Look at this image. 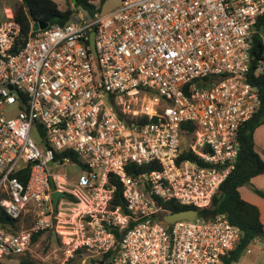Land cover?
<instances>
[{"label":"built area","instance_id":"1","mask_svg":"<svg viewBox=\"0 0 264 264\" xmlns=\"http://www.w3.org/2000/svg\"><path fill=\"white\" fill-rule=\"evenodd\" d=\"M121 2L26 37L0 22V208L32 224H0V264L40 232L62 240L59 264L79 250L81 264H223L241 241L225 214L169 225L163 206L209 208L236 168L261 107L249 73L264 0Z\"/></svg>","mask_w":264,"mask_h":264},{"label":"trees","instance_id":"2","mask_svg":"<svg viewBox=\"0 0 264 264\" xmlns=\"http://www.w3.org/2000/svg\"><path fill=\"white\" fill-rule=\"evenodd\" d=\"M67 1L68 6L64 10H61L53 0H20L9 20L19 24L22 28L23 37H26L31 29V25L34 23L65 26L72 20L78 9H83L90 15L96 12V7L90 0H76V5H73V0ZM101 2L104 3L105 0H101ZM263 27L264 15L259 18L257 25L258 32L253 36L249 73L251 84L259 91L261 107L258 113L242 127L239 133L240 152L235 170L221 186L219 193L213 198L209 208L200 210L194 207L180 206L174 202H168L163 206L167 214L195 210L198 211V216L201 218H212L219 214L227 215L230 222L240 228L242 238L237 248L224 259L223 264H235L239 262L255 240L264 239V225L261 221L259 209L244 200L240 193V189L248 185L254 193L264 198V192L251 184L254 178L264 175V159L257 152L255 143L256 132L264 126V69L259 72V68L264 65ZM68 155V152L62 154V156ZM183 157L187 158L189 155H184ZM73 158L75 159V157ZM144 170L145 167L141 168L140 171ZM111 181L115 185L113 204L114 206H123V187L114 179H111ZM0 224L8 228L9 231L17 232L20 229V222L12 220L2 208H0ZM45 233L40 232L35 234L32 244ZM77 257L82 260L84 251L79 250L75 252L74 257L68 264H73ZM20 264L36 263L22 259Z\"/></svg>","mask_w":264,"mask_h":264},{"label":"rangeland","instance_id":"3","mask_svg":"<svg viewBox=\"0 0 264 264\" xmlns=\"http://www.w3.org/2000/svg\"><path fill=\"white\" fill-rule=\"evenodd\" d=\"M57 3L61 10H64L66 6H68L67 0H53ZM92 4L96 7V12L101 15H107L115 10H117L121 6V0H105L104 3L101 0H90ZM18 4L17 0H0V21L6 22L10 19L11 14ZM260 72V71H259ZM16 112L14 107H8L5 110V114L7 117H13ZM34 137L38 140L35 134ZM256 142V150L264 159V129H261L258 133V139ZM68 171V170H67ZM74 175L79 174V169L71 170ZM66 171L62 168L57 170V173H65ZM263 183V184H262ZM251 184L254 187H264V176H259L251 181ZM259 189V188H257ZM260 190V189H259ZM264 192V190H260ZM245 192L249 194H254L252 188L248 185L242 187V194L245 196ZM256 194V193H255ZM199 218H201L199 216ZM32 226L31 222L25 221L20 222V229L18 231L29 229ZM264 244V239L261 240L256 245L250 247V254L247 251L243 254L241 258L252 260L254 257L258 255L256 249L261 248ZM66 248L62 243V240L58 238L57 235L52 232L45 233L43 236L38 238V240L32 244L30 250L21 256L15 257L12 260L4 259L3 262L5 264H20L22 259L30 260L36 264H59L64 258L66 254ZM75 262L73 264H81V259L79 257L75 258Z\"/></svg>","mask_w":264,"mask_h":264},{"label":"crops","instance_id":"4","mask_svg":"<svg viewBox=\"0 0 264 264\" xmlns=\"http://www.w3.org/2000/svg\"><path fill=\"white\" fill-rule=\"evenodd\" d=\"M18 1V4L20 2V0H17ZM17 4V5H18ZM16 5V6H17ZM15 6V7H16ZM15 9V8H14ZM9 21V20H8ZM1 22V21H0ZM262 67V70L264 69V65L261 66ZM261 129H264V126H262L261 128L258 129V131L256 132L255 134V141H257L258 139V133ZM256 143V142H255ZM264 176V175H262ZM255 179V178H254ZM253 182V180H252ZM263 184V183H262ZM256 188H259L260 190H264V187H257ZM240 193H241V196L244 200H246L247 202L251 203L252 205L256 206L259 211H260V216H261V221L264 225V198L259 196L258 194H249L248 192H245V196L242 194V188L240 189ZM261 240H255L253 242V245H256L257 243H259ZM250 246V247H251ZM250 247L248 248L247 250V253L250 254ZM257 252H258V255L256 257H254L252 260H248V259H243L241 258L239 262L235 263V264H264V244L261 248H258L256 249Z\"/></svg>","mask_w":264,"mask_h":264},{"label":"water","instance_id":"5","mask_svg":"<svg viewBox=\"0 0 264 264\" xmlns=\"http://www.w3.org/2000/svg\"><path fill=\"white\" fill-rule=\"evenodd\" d=\"M73 5H76V0H73ZM48 23H34V30L38 31V30H44L48 27ZM94 33L91 36V46H92V51L94 54H96V50H95V46H94ZM37 129L40 133V136L43 138L45 136V133L41 127V125H37ZM60 194L59 193H54L53 194V200H54V204L56 205L58 198H59ZM197 217V211L195 210H188V211H184L181 213H177V214H171V215H167L164 218V221L166 224L172 225L177 221H194Z\"/></svg>","mask_w":264,"mask_h":264}]
</instances>
